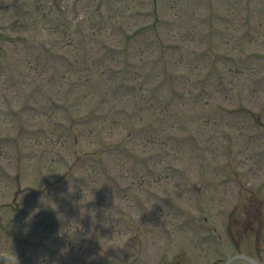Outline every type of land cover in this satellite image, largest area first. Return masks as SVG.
Returning a JSON list of instances; mask_svg holds the SVG:
<instances>
[{
    "label": "rangeland",
    "instance_id": "rangeland-1",
    "mask_svg": "<svg viewBox=\"0 0 264 264\" xmlns=\"http://www.w3.org/2000/svg\"><path fill=\"white\" fill-rule=\"evenodd\" d=\"M238 253L264 264V0H0V264Z\"/></svg>",
    "mask_w": 264,
    "mask_h": 264
},
{
    "label": "water",
    "instance_id": "water-1",
    "mask_svg": "<svg viewBox=\"0 0 264 264\" xmlns=\"http://www.w3.org/2000/svg\"><path fill=\"white\" fill-rule=\"evenodd\" d=\"M240 257L245 258L246 260H248L249 262H251L252 264H260L252 259H250L249 257L245 256V255H240Z\"/></svg>",
    "mask_w": 264,
    "mask_h": 264
}]
</instances>
